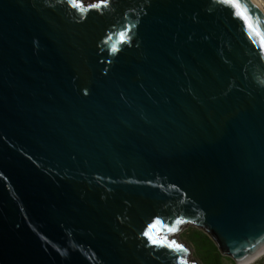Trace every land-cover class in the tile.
Segmentation results:
<instances>
[{
    "label": "water",
    "instance_id": "1",
    "mask_svg": "<svg viewBox=\"0 0 264 264\" xmlns=\"http://www.w3.org/2000/svg\"><path fill=\"white\" fill-rule=\"evenodd\" d=\"M189 226L264 252L255 4L0 0V264H195Z\"/></svg>",
    "mask_w": 264,
    "mask_h": 264
},
{
    "label": "rangeland",
    "instance_id": "2",
    "mask_svg": "<svg viewBox=\"0 0 264 264\" xmlns=\"http://www.w3.org/2000/svg\"><path fill=\"white\" fill-rule=\"evenodd\" d=\"M177 238L190 250V259L195 264H234L229 257L220 255L213 240L196 227H185ZM255 264H264V255Z\"/></svg>",
    "mask_w": 264,
    "mask_h": 264
},
{
    "label": "bare ground",
    "instance_id": "3",
    "mask_svg": "<svg viewBox=\"0 0 264 264\" xmlns=\"http://www.w3.org/2000/svg\"><path fill=\"white\" fill-rule=\"evenodd\" d=\"M86 1V0H85ZM101 1V0H100ZM255 4V7L260 11V13L264 16V0H250ZM187 249V248H186ZM189 252L190 250L187 249ZM264 255V252L257 256L252 262L249 264H255L262 256ZM248 264V263H247Z\"/></svg>",
    "mask_w": 264,
    "mask_h": 264
},
{
    "label": "snow or ice",
    "instance_id": "4",
    "mask_svg": "<svg viewBox=\"0 0 264 264\" xmlns=\"http://www.w3.org/2000/svg\"><path fill=\"white\" fill-rule=\"evenodd\" d=\"M100 5H96V7H99ZM76 7H82V5H80V4H76ZM237 7H239V5H237ZM116 49L115 48H113V51H115Z\"/></svg>",
    "mask_w": 264,
    "mask_h": 264
}]
</instances>
